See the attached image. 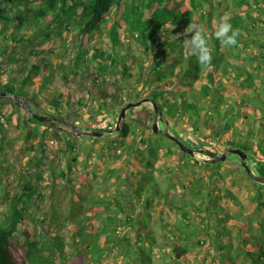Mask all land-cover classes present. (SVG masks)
I'll list each match as a JSON object with an SVG mask.
<instances>
[{
    "label": "trees",
    "instance_id": "1",
    "mask_svg": "<svg viewBox=\"0 0 264 264\" xmlns=\"http://www.w3.org/2000/svg\"><path fill=\"white\" fill-rule=\"evenodd\" d=\"M224 15L229 17L233 29L240 31L237 45L227 48L221 45L214 35L215 23ZM42 20L47 23L48 27H55V29L46 32L43 29V34L37 31L36 28L42 24ZM191 22L202 26L208 36L209 47L212 50L210 65H200L197 57L189 54L184 43V39L191 36V34L187 36L184 34V30ZM104 28H108L107 33ZM102 34H107L109 39H103L101 43H95L90 47L92 36ZM133 39L140 51L148 56L150 63L143 82L145 85L151 84L142 97L139 95V90H136L137 94L134 98L139 96V99H153L167 119L179 118L182 121L193 122V126L198 130L202 122L212 125L213 122L220 121V124H216L219 128L217 136L221 138L226 131L231 130L233 136L237 138L229 139L226 144L253 154L258 171L264 174V97L261 100L263 108L256 105V99L260 94L257 91L261 90L256 85V79H259L260 85L264 82V0H0V63L4 56L9 64L8 68H5L8 72V79H0V100L23 96L40 104V96L44 95L47 101L50 100L48 101L49 106L54 104L52 115L62 120H67L69 108L77 104L95 108L97 112L114 109L123 102L124 87L127 83L142 82L141 74L146 66L143 62H137L138 55L130 50V41ZM43 40L45 43L49 41V44H43ZM58 40L62 41L66 49H68V42L71 44L72 40H76L73 46L77 53L70 63H57L48 57V51L55 52L52 47ZM31 55H33L32 58ZM85 65L96 68L98 71V74L94 75L95 83L99 84L97 95H94L88 86L85 90H78L72 84L74 79L85 82V75L81 71ZM136 69L139 70L138 74ZM231 69L235 70L238 77L244 78L242 83L237 82L238 86L235 84L237 86L235 89L225 84L235 81L229 77ZM245 81L247 83H244ZM239 89H242V93H238ZM150 91L152 94L156 92L155 98L152 97ZM179 93L181 94L180 99L178 98ZM225 96H228L234 105L227 107V113L246 106L253 113L252 117L245 115L244 118L234 119L238 123H230L223 116L215 120V114L211 117L214 101L217 99L225 101ZM243 96L248 99V103ZM7 104L10 103L6 102L5 105ZM13 104L20 107L24 114L23 124L26 132L23 141L27 143L32 141V144L37 141L41 150L40 155L33 160L35 176L30 174L31 179L25 181L22 193L9 198L8 204L11 207L3 211L8 218L0 225V264H50V255L44 253L46 246L27 215L34 199L42 196L37 182L44 178L45 170L53 169L54 164L60 159L61 149L54 147L51 141L60 142L65 147V152L75 150L76 144L68 137L66 131L61 134L63 129L52 124H49L47 128H54L56 137L50 141L49 135L40 129L42 125L40 119L21 105L18 100L14 99ZM168 104L170 107L167 108ZM1 105L0 103V107ZM175 105L177 111L181 109L177 116L173 114ZM28 106L39 112V109H35L32 104ZM182 111L184 114H180ZM65 113L67 115H64ZM0 117L11 120V116L6 115L5 112H0ZM257 120L260 122L257 123ZM132 125L134 124L128 123L127 120L124 121L118 137L112 143L119 144L121 148L120 151H115L117 155L115 161H123L124 154L126 157L129 156L127 151L137 142L146 147L148 141H152L148 136L150 131L140 132L138 127L135 130ZM256 125L258 133L253 139H257L258 142L254 147L245 143L241 137H245L243 131L247 126ZM159 134L162 135V133L156 135ZM0 138L1 141L7 140L2 130ZM126 138L133 139V141H125ZM155 142H158L155 145L158 161L154 165L150 163L147 171L155 170L156 165L159 164L158 170L166 176H171L175 169L186 170L194 165L196 157L180 149L179 151L185 155L180 158L175 150L166 145L164 141ZM112 144H109L111 148L114 147ZM103 150L106 153V149L103 148ZM103 152H101L102 155H105ZM49 162L52 164L50 165ZM77 163L78 158L74 157V164L77 165ZM137 163L144 162L139 159ZM134 166L130 170L131 180L157 176L153 173L136 175L134 173L140 170L137 165ZM69 168L72 170L73 166L70 164ZM112 169L115 170L114 179L120 180V183L123 181L122 186L130 188L129 195L133 197L132 200L137 198L140 202L144 199L141 204L146 208L147 217L151 218L157 203L158 206H163L159 213L166 207L173 208L180 213L181 222L177 220L175 226L176 223L193 226L190 233V231L185 232L178 225L176 228L178 234L173 237L167 234L163 237L164 241L173 243L172 252L178 259L176 264H183V262L190 264L191 260L187 250L202 248L203 245L207 246V253L203 260L206 257H212L215 264H264V190H259L252 196L253 203L249 206L245 205L243 198L230 191L232 199L239 201L236 204L238 212L232 215V220L236 225L234 227L237 230L230 229L227 232L229 235L227 239L219 236L221 240L211 238L207 241L198 235L206 234V229L211 224L204 223L206 217L202 213L200 215L203 219L199 220L198 212L191 206H196L199 211L203 210L201 203L203 200L200 196L203 190L206 192L208 188H211L208 181L205 183L201 181L202 178L196 179V184L190 189L191 193L199 201L201 200L200 204L186 199L167 205L169 200L162 202L161 199L166 194V197L169 196L171 188L162 189L159 176L158 181L154 179L156 190L147 194L144 193L145 189L139 187V182L136 188L133 184L127 183L125 172L128 168L124 163L120 168L116 166L111 167ZM164 171H168L169 174ZM125 192L121 191L120 194H125ZM109 200L113 205L125 209L124 197ZM109 206L106 201L105 205L94 208V214L101 213ZM254 214H256L255 219ZM245 215L249 216V220L257 223L255 233L253 225L248 222H246L249 224L247 228L242 225L243 223L239 225L240 218ZM109 217L112 219L111 216ZM125 219L127 220V217ZM125 219H118L117 225L125 224ZM104 221L101 222L104 223ZM102 223L99 222L98 226ZM144 223L141 222L144 226L143 233L138 234L137 238L142 243L145 242V234L154 237V233H151L148 225ZM195 224L200 227L194 226ZM90 227L92 231L93 225ZM182 231L185 233L183 234ZM185 238L189 240L187 245L182 243ZM95 246L96 244L87 245V251L78 253L74 257L75 264H90L87 259L95 256L91 250ZM108 246L106 248L102 246L101 252ZM211 246L216 249L215 253H210L213 252ZM143 247H140V253H138L143 257L141 261L146 260V264H154V262L157 264L155 257L152 256L153 253L151 255ZM163 248L168 251L165 246ZM47 252L51 253V249ZM170 254L172 255L171 252ZM102 255L103 253H99V256L95 257L101 258ZM133 258L136 259V257Z\"/></svg>",
    "mask_w": 264,
    "mask_h": 264
},
{
    "label": "rangeland",
    "instance_id": "2",
    "mask_svg": "<svg viewBox=\"0 0 264 264\" xmlns=\"http://www.w3.org/2000/svg\"><path fill=\"white\" fill-rule=\"evenodd\" d=\"M41 22L42 24L38 26L36 30L39 32L41 31L42 34L44 31L46 32L50 29H55V27H48L44 20ZM107 30L108 28H104L105 33H107ZM103 39H109L107 38V34L92 36L90 47L95 43H101ZM42 42L46 45L49 44V41L45 43L43 40ZM130 42V50L138 55L137 62H143L146 67L141 74L142 82L139 84L130 82L124 87V103L132 99V101L140 100L138 98L139 96L136 97V100L134 98L137 94L136 90H139V95L142 97L147 91V88L151 86L150 83L145 85L143 82L147 76L149 68L148 64L150 63L148 56L140 51L138 44L134 39ZM73 43L76 44V40H72L71 44L68 42V49H66L65 45L62 44V41L58 40L52 47L55 52L48 51V57L57 63H70L71 59L77 53L74 49ZM32 57L33 55H31V58ZM1 60L0 79L7 80L8 72L5 71V68H8L9 64L6 61V57L2 56ZM83 67L84 68L81 69V71L85 75V82L74 79L72 84L78 90H85L88 86L92 93L97 95L96 93L98 92L99 84H97V82L95 83L94 75L98 74V71L96 68H92L89 65ZM138 69H136L137 74L139 72ZM229 74V77L232 80L235 79V81L233 83L227 81L228 83L225 84L226 86L235 89V87L238 86L237 82L242 83L244 78L241 79L238 77L235 70H232ZM244 83H247V81ZM235 84H237V86H235ZM256 85L261 89L260 91H257L260 94L256 99V105L263 108L261 100L262 97H264V82L260 85L259 79H256ZM238 93H242V89H239ZM150 94L155 98L156 92L152 94V91H150ZM178 95V98L180 99L181 94L179 93ZM1 96L4 97L3 94H1ZM18 97L25 105L32 104L35 109H39V112L35 110L37 113L45 115L50 113L52 115V112H54V104L49 102L51 104L49 106L48 101L50 100L48 99L47 101V98L44 95L40 96V104L33 102L27 97ZM93 97L96 98L95 96ZM243 98H245L248 103V99L245 96H243ZM14 99L18 100L17 97H13L12 99L3 98L0 100V103L2 104L0 112H5L6 115L11 116V120H6L5 118L0 117V131L2 130L7 136L6 141H1L0 138V188H2L0 191V225L4 223L6 218H8V215H4L3 211L11 207L10 204H8L9 198H14L21 194L25 181L30 178V174L34 175L33 160L40 155L41 150L37 141L34 142L35 144H32V141L30 143L23 141L26 132V127L23 124L24 114L20 107H16L13 104ZM224 99L225 101L217 99L214 101V107L212 105L211 113H213V115L211 114V117H214L215 114V120L218 119L217 117L223 116L226 121H229L230 123H238L234 119L244 118L245 115L252 117L253 113L246 106H242L235 111H233V109L230 113H227V107H233L234 105L233 101L228 99V96H225ZM6 102H9L11 105H5ZM24 104L21 103V105L26 107ZM176 105L174 106L173 112L175 116H177L181 110L177 111ZM178 105H180V103ZM168 107H170L169 104L167 108ZM119 109L120 107H116L110 110H98L97 112L95 108L88 107L87 105L77 104L70 107L68 115L66 113L64 114L67 115V122H60V125H63L68 130V132L66 131L68 137L76 144L75 150L68 152H65V147L61 145L60 142L56 140L51 141L56 137L55 129L47 128L49 124L41 121V131L49 135L48 139L52 142L54 147L61 149L59 151L60 159L54 164L53 169L45 170L44 178L37 182L42 196L34 199L32 208L29 210L27 216L30 219L31 224L37 228L39 236L46 246L44 253L50 255V264H75L74 257L80 252L87 251V245L94 246V244H96V246L91 248L92 253H94L95 256H99V253H103V255L101 258L94 256L92 259H87V262L90 264H146V260H144V262L141 261L143 257L138 255L141 246H144L143 248L151 255L153 253L152 256L155 257L157 264H175L178 259L175 257L174 252H172L173 243L164 241L165 239L163 237L167 234H170L172 237L175 234H178L176 229L178 225H180V228L185 232L190 231L191 233L193 230V226H188L185 223H176L175 226V222L177 220L180 221V213L177 210H173V208L170 209L169 207H164L165 209L159 213V210L163 209V206H158L156 203V209L151 218H149L146 215L147 212L145 206L141 204L144 199L140 202L137 198L132 200L133 197L129 195L131 192L130 188L125 194H118L117 189L122 186L121 183L123 181L120 183V180L116 181L114 179L115 170H111L110 166H112V168L122 166L124 161L126 165H131L132 167L137 165L140 173L146 174V169H149L150 163H153L154 165L158 161V154L156 153L157 150L155 146L158 142L155 141H164L166 145L171 146L175 150L177 156L180 158L185 157V155L179 151L180 147H178L173 140L168 139L167 135L163 136V133L162 135H156L149 132L148 136L152 141L149 140L146 147L140 146L139 148H136L134 146L127 151L129 152V156L126 157L124 154L123 161H115L117 160L115 151H120L121 148H119L120 146L117 143L112 144L119 135V131H112V129H114L118 123ZM153 109V103L150 101H146L139 106H134L128 110L129 114H126L123 122L127 120L128 123H133V129L136 130L138 126L135 125L136 123L132 121V118L138 117L140 118L141 123H145L142 121L147 118V112L151 111V115L154 116L152 112ZM180 114H184V111ZM168 120L171 123L170 132H172V134L185 141H193L195 138L197 145L201 144V146L203 145V147L215 152L220 139L223 140L224 138H227L229 140L231 138H237L233 136L231 130L226 131L221 138L217 137L216 124H220V121L213 122L212 125H209L207 122H202L201 126L199 125L198 131V129H195L193 126V122L182 121L179 118H168ZM259 122L257 120V123ZM1 123L4 124L2 125ZM73 125L85 130H99L100 128L105 129L106 127H109V131L103 133L104 137L70 133L69 131H73L74 129ZM257 128V125L254 127L247 126L243 131L244 136L246 135L247 137L256 138L258 133ZM160 129H167V125L163 121L160 123ZM61 131V134L65 132V130ZM128 140H130V138L125 139V141ZM254 141L256 143L258 142L257 139ZM186 143L191 145L189 142ZM109 144H112L114 147L111 148ZM101 147L106 149V153L103 152L104 150ZM101 152L105 155H102ZM74 157L78 158L77 165L74 164ZM196 158L198 165H196L193 170L178 169L174 171L171 176H166L164 173L158 174L162 189L168 190L169 184L171 182L173 183V189L170 190L169 196L166 197V194L161 200L162 202H167V200H169L167 205L175 204L186 199L193 200L200 204L201 200L199 201V199L191 193L190 186L196 184V178L205 177L204 179L202 178L201 181H205V183L208 181V185L210 184L211 188H208L207 190L209 191L206 190V192L203 190L202 195L200 196V199L203 200V202H201L203 204V210L199 211L194 205L191 207L198 212V214H196L197 218L199 217V220L203 219L200 215L202 213V215H205L206 217L204 223H206V225H209L210 223L211 226L206 229V234L198 235V237L207 241L211 238H214V240H221L220 237L227 239L229 237L227 232L230 231V229L233 228L232 230H237L235 229L236 225L232 220V215L236 214L235 212H238L236 204H238L239 201L232 199L231 192L228 191L226 187L228 185L232 186L231 183H233V186H237L235 189H237L240 197L243 198L242 200L245 201V205L249 206L253 203L252 196L256 194L255 189L257 188V184L253 187L254 189L251 190L250 186L246 183L247 179L245 175L242 174L240 170L233 175L231 170L223 168L221 173L225 176L218 179L214 177L211 171L213 168L210 167V170L207 171L208 175H206L204 173V170L207 167L205 159L210 158V156L204 153H197ZM139 159L144 163H137ZM230 159H238V156L230 155ZM49 161L51 160L49 159ZM247 162L252 169L259 173L253 154L250 153L248 155ZM234 163L237 164L238 162ZM49 164L51 165L52 163L49 162ZM70 164L73 166L72 170L69 168ZM221 164L226 167L225 163ZM156 166L159 168V164ZM232 169L234 170L236 168L232 167ZM158 176H147L144 177V179L133 178V180H140L138 181L140 183L139 187L145 189L144 193L149 194V192L152 193L156 190V182L154 179L158 181ZM126 189L127 188H125V191ZM232 193L235 194L236 192L232 191ZM114 196L126 197L123 202L125 209H121L111 203V200L109 199H113ZM106 201L110 206L106 210L95 215L94 208L105 205ZM89 215L91 216L88 217ZM109 216H111L112 219ZM126 217L127 220L125 219ZM248 217V215H245L240 218L238 223L239 225L243 223L242 225L246 228L249 224L253 225V232L255 233L257 230V223L254 220H249ZM208 218H210V220ZM255 218L256 214H254V219ZM118 219H125V224L122 226L117 225ZM103 220H105L104 223L101 222ZM142 221L145 222L144 224L148 225L151 233H154V237L145 234L144 243L137 240L139 237L138 234L143 233L144 226L141 225ZM99 222L102 223L100 226H98ZM196 224L194 226L200 227V225ZM90 225H93L92 231L90 230ZM184 231H182L183 234L185 233ZM182 243L187 245V243L189 244V240L185 238ZM106 245H109L108 248L101 252V247H105ZM60 246H62V248H60ZM164 246L168 251L163 248ZM201 247L202 248L196 247L192 250H187V253H189L188 257L191 260L190 264H215L212 257H206V259L203 260L207 253V246L203 245ZM211 248L213 252L210 253H215L214 251H216V249H214L213 246H211ZM48 249H51V253L47 252ZM170 252L174 256L173 258L170 257ZM128 254L130 256H127ZM133 257H136V259ZM137 257H139V259H137ZM166 260L169 261L166 262ZM183 264L188 263L183 262Z\"/></svg>",
    "mask_w": 264,
    "mask_h": 264
},
{
    "label": "flooded vegetation",
    "instance_id": "3",
    "mask_svg": "<svg viewBox=\"0 0 264 264\" xmlns=\"http://www.w3.org/2000/svg\"><path fill=\"white\" fill-rule=\"evenodd\" d=\"M133 100V99H132ZM132 100H129V101H127V102H125L124 103V100H123V102L122 103H119V105L117 106V108H119L120 107V109H119V112H118V115H120V112H121V110H122V108L125 106V105H127L129 102H131ZM136 100V99H135ZM153 106H154V109L152 110V112H153V114H154V116H152L151 115V111H149V112H147L146 114H147V118H145V120L144 121H142V122H145V123H141V121H140V118H138V117H134V118H132V121H134L136 124H137V126H138V130L141 132V131H144V130H146V131H150V133H160L159 131H155L154 130V125H155V122L156 121H158L159 122V126H160V123H161V121H163L166 125H167V129H169V131H171V123H170V121L164 116V114L160 111V109H159V107L158 106H155L154 104H153ZM41 114V113H40ZM129 113H128V111H127V115H128ZM146 114H145V116H146ZM42 115H45V114H42ZM48 116H49V118H50V121L48 122V124H52V125H54V126H58V127H60V128H62L63 130H65V131H67L68 132V130L63 126V125H60L61 123H66L67 121L66 120H62V119H60V118H58L57 116H54V115H51L50 113H48ZM61 122V123H60ZM122 124H123V121H122ZM122 124H121V126H122ZM75 126L73 125V128H74ZM113 127V126H112ZM112 127H110V128H112ZM109 127H106L105 129H99L98 131H109V129H108ZM74 130V129H73ZM97 130V129H96ZM199 131V130H198ZM69 132H72V133H74L73 131H69ZM219 132V128H217V131H216V133H218ZM172 133V132H171ZM218 135V134H217ZM94 136H96V137H104V134H102V135H94ZM218 137V136H217ZM171 139V138H170ZM195 139V138H194ZM193 139V141H185V140H183L185 143L186 142H189L191 145H189L190 147H193V148H205V147H203V145L201 146V144L200 145H197V143H196V139L194 140ZM244 140V142L245 143H249L251 146H254V147H256V145H257V143L254 141V139H253V137H247L246 135H245V137L243 138ZM171 140H173V139H171ZM182 140V139H181ZM130 141H133V139H130ZM226 141H228V139L227 138H224L223 140H220V142H219V144H218V146H217V148H216V153H223L224 151H226L227 149H230V148H232V149H241V148H235V147H231V146H228L226 143ZM173 142H175L174 140H173ZM193 142H194V144H193ZM254 142V143H253ZM175 144L178 146V147H180L179 145H178V143L177 142H175ZM187 144V143H186ZM255 144V145H254ZM204 145H206V144H204ZM141 146V143L139 142H137L136 143V145H135V147L136 148H139ZM101 148H103V147H101ZM101 148H100V150H101ZM179 149H181V148H179ZM206 149H208V148H206ZM242 150V149H241ZM181 151H183L182 149H181ZM244 151V150H243ZM183 152H185V151H183ZM245 152V151H244ZM246 153V152H245ZM248 154V153H247ZM230 155H236V156H238V159H230ZM249 155V154H248ZM259 156H263L262 154H259ZM248 158V157H247ZM206 159H208V158H206ZM206 159H205V162H206ZM234 162H238L237 164H235ZM124 163V165L126 166V168H128V171H126L125 173H126V181H127V183L128 184H133V186L136 188V186H138V180H136V181H134V180H131L130 179V176H131V172H130V170H131V168H132V166L131 165H126L125 164V162H123ZM221 163H225L226 164V167L223 165V164H221ZM248 163V162H247ZM196 165H198V162H197V158H196V160H195V162H194V165L191 167V168H189V169H194L195 168V166ZM207 167H206V169L204 170V173L206 174V175H208L207 174V171L208 170H210V167H212L213 169L211 170L212 171V174L214 175V177L215 178H222V176L224 177L225 175H223V173H221L220 171L223 169V168H227V169H229V170H231L232 172H233V175H235L236 174V172L238 171V170H240V172L242 173V174H244L245 175V177H246V179H247V185H249L250 186V188H251V190L252 189H254L253 187L257 184V190L255 189V191L257 192V191H259V190H264V183H262V182H259V181H257V180H255L250 174H249V172L247 171V169H246V167H245V165H243V161H242V157L239 155V154H235V153H233V154H229L228 155V157L225 159V160H222V161H219V162H217V163H210V162H207ZM249 165V164H248ZM110 167H112V166H110ZM216 167V168H215ZM232 167H234V168H236V169H232ZM251 167V166H250ZM117 168H120V166H117ZM158 168V167H157ZM155 169V170H153V171H146V173H148V174H156L157 176H158V174H162V172H160L158 169ZM252 168V167H251ZM178 169H183V168H178ZM178 169H175V171L176 170H178ZM258 170V169H257ZM159 171V172H158ZM252 171L253 172H255V173H257L254 169H252ZM165 172V171H164ZM167 172V174H169V172L168 171H166ZM165 172V173H166ZM217 172H220V174H217ZM259 172V171H258ZM134 174H136V175H141V173H140V171H136ZM258 174H262V173H258ZM203 178V177H202ZM205 178V177H204ZM203 178V179H204ZM194 179V178H193ZM196 179H201V178H196ZM220 181V180H219ZM172 183V182H171ZM169 184V188H171V189H173V186H172V184ZM135 184V185H134ZM232 184V186H227L226 188L228 189V191H235L236 193V195H238V197H240V195H239V193H238V191H237V189H235L237 186H233V183H231ZM251 184H254V185H251ZM223 185H224V183H223ZM193 185H191L190 186V189H191V187H192ZM125 188H127L126 189V192H127V190L129 189V187H127V186H122V187H120V189H117V191H118V194H120V192L121 191H125ZM135 188H134V190H135ZM125 192V193H126ZM117 197H119V196H114L113 198H117ZM125 199H126V197H124ZM241 198V197H240ZM244 226V225H243Z\"/></svg>",
    "mask_w": 264,
    "mask_h": 264
},
{
    "label": "water",
    "instance_id": "4",
    "mask_svg": "<svg viewBox=\"0 0 264 264\" xmlns=\"http://www.w3.org/2000/svg\"><path fill=\"white\" fill-rule=\"evenodd\" d=\"M3 94L5 95L7 93H3ZM9 95H11V94H9ZM17 99H18L19 102H21L22 104H24L23 101L19 100V97L18 96H17ZM146 101H150L155 106H158L156 104L155 100L149 99V98H144V99H140V100H137V101H131V102H129L127 105H125L122 108V110L120 112V115H119V118H118V123L115 126V128L112 129V131H116V132L117 131H121V129H122L121 124H122V121H123L124 117L127 114V111L130 108H132L134 106H139V105L143 104ZM25 106L29 109V111L32 114H34L37 118H39L40 121H42L44 123H48L50 121V118H49L48 115H42L40 113H37L34 109H32L31 107H29L28 105H25ZM154 127H155V131H159V132L167 135L169 138L173 139L175 142L178 143V145L180 146V148L183 151L189 153L191 156L196 157L197 153H204V154L209 155L210 158L206 159V162L217 163L219 161L225 160L228 157L229 154H233V153L239 154L242 157L243 165H245V167H246L247 171L249 172V174L255 180L264 183V174H258V173H255V172L252 171V168L247 163L248 154L245 153L243 150L230 148V149H227L226 151H224L223 153H216V152L210 151V150H208L206 148H193V147H190L188 144H186L179 137H177L174 134H172L169 131V129H163V130L160 129V126H159V122L158 121L155 122ZM73 132L74 133H77V134H87V135H102L104 133V131L80 129L77 126L74 127Z\"/></svg>",
    "mask_w": 264,
    "mask_h": 264
},
{
    "label": "clouds",
    "instance_id": "5",
    "mask_svg": "<svg viewBox=\"0 0 264 264\" xmlns=\"http://www.w3.org/2000/svg\"><path fill=\"white\" fill-rule=\"evenodd\" d=\"M184 34H191L190 38H185L184 43L188 48L189 54L197 57L200 65H210L212 60L211 48L209 47L208 36L197 23H190L184 30ZM214 35L224 47L237 45V38L240 35L239 29H233L229 22V17L224 15L215 23Z\"/></svg>",
    "mask_w": 264,
    "mask_h": 264
},
{
    "label": "crops",
    "instance_id": "6",
    "mask_svg": "<svg viewBox=\"0 0 264 264\" xmlns=\"http://www.w3.org/2000/svg\"><path fill=\"white\" fill-rule=\"evenodd\" d=\"M156 252H158V251H156ZM170 257H172V255H170ZM172 258H173V257H172ZM167 261H169V260H166V262H167ZM175 264H176V263H175Z\"/></svg>",
    "mask_w": 264,
    "mask_h": 264
},
{
    "label": "built area",
    "instance_id": "7",
    "mask_svg": "<svg viewBox=\"0 0 264 264\" xmlns=\"http://www.w3.org/2000/svg\"><path fill=\"white\" fill-rule=\"evenodd\" d=\"M208 150H210V149H208ZM210 151H212V150H210ZM213 152H215V151H213Z\"/></svg>",
    "mask_w": 264,
    "mask_h": 264
}]
</instances>
